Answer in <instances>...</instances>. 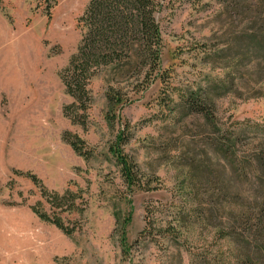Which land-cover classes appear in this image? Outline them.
I'll list each match as a JSON object with an SVG mask.
<instances>
[{
	"label": "rangeland",
	"instance_id": "obj_1",
	"mask_svg": "<svg viewBox=\"0 0 264 264\" xmlns=\"http://www.w3.org/2000/svg\"><path fill=\"white\" fill-rule=\"evenodd\" d=\"M89 1L1 0L0 264H229L217 231L234 225L233 211L252 208L260 194L250 188L258 178L238 175L236 165L243 151L264 150L263 15L245 17L224 0H165L157 20L172 95L159 82L143 92L130 79L112 84L132 101L119 121L131 128L124 151L144 188L128 192L108 152L119 125L105 119L104 74L89 87L83 126L63 113L72 99L61 72L81 40ZM191 90L212 98L223 137L235 136L234 158L217 150L219 137L201 116L182 109L178 96ZM65 132L92 156L77 155ZM26 174L49 195L79 193L80 214L62 215L73 234L33 213L49 204ZM115 213H131L124 248Z\"/></svg>",
	"mask_w": 264,
	"mask_h": 264
},
{
	"label": "trees",
	"instance_id": "obj_2",
	"mask_svg": "<svg viewBox=\"0 0 264 264\" xmlns=\"http://www.w3.org/2000/svg\"><path fill=\"white\" fill-rule=\"evenodd\" d=\"M164 2L165 0H90L79 18L82 30L79 45L61 72L65 93L72 99V102L63 108V113L73 124L82 126L87 120V112L91 106L89 87L97 76L104 74L107 85L105 98L108 105L105 119L111 127L116 121L119 125L108 152L119 166L121 179L128 192L144 188L136 164L124 151L132 137L131 128L128 123L119 121L120 109L132 101L122 94L120 87H114L112 84L119 86L120 79H130L137 92H143L155 82H159L164 84L166 96L172 95L170 75L161 67L163 41L157 13ZM224 2L226 8L233 12L238 10L245 17L259 19L263 15L264 18V0ZM178 97L179 104L188 116H201L205 123L213 128V134L219 137L216 138L217 150L226 158H234L235 136L229 133L228 138L223 137L220 127L216 125L212 98L198 90L179 94ZM237 124L239 125L236 123L235 128L240 127ZM63 140L77 155L85 159L92 156L91 150L78 136L65 132ZM241 159L236 165L238 175L245 179L247 176L258 178L257 184L250 188L260 194L257 199L252 197L255 202L252 208H246L244 212L233 211L234 215H231L235 219L234 225L217 231V236L229 246V264H264V200L261 196L264 195V150L247 149L242 152ZM25 176L40 186L41 183L35 176ZM40 187L42 199L49 204L48 211L38 207L41 206L39 203L31 207L33 213L41 221L54 225L64 234H73L75 229L64 224L62 215L80 214L81 209L74 204L80 196L79 193L65 191L62 195H49L42 186ZM128 203L131 204V201ZM115 219L121 223L120 240L124 248L127 245L126 229L131 221V213H128L126 218H120L115 213Z\"/></svg>",
	"mask_w": 264,
	"mask_h": 264
}]
</instances>
